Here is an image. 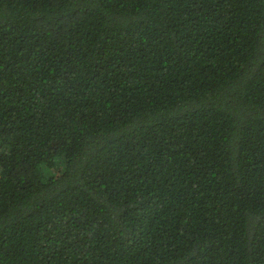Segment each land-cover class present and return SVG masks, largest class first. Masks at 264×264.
Segmentation results:
<instances>
[{
    "label": "trees",
    "instance_id": "trees-1",
    "mask_svg": "<svg viewBox=\"0 0 264 264\" xmlns=\"http://www.w3.org/2000/svg\"><path fill=\"white\" fill-rule=\"evenodd\" d=\"M0 264H264V0H0Z\"/></svg>",
    "mask_w": 264,
    "mask_h": 264
}]
</instances>
